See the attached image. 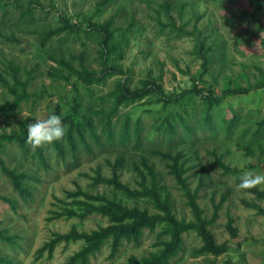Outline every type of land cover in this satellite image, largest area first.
<instances>
[{
	"label": "rangeland",
	"instance_id": "rangeland-1",
	"mask_svg": "<svg viewBox=\"0 0 264 264\" xmlns=\"http://www.w3.org/2000/svg\"><path fill=\"white\" fill-rule=\"evenodd\" d=\"M98 3L0 0V106L4 107L0 133L19 132L27 119H45L57 106L67 130L64 119L70 115L76 97L72 91L76 82L73 70L86 67L99 75L102 68L104 54L99 36L93 30L88 33L91 24L113 18L115 26L128 34L121 56L118 50L105 56V62L117 65L121 73L106 77L90 90L77 84V99L97 126L99 144L87 133L89 148L76 140L75 157L64 137L36 150L30 144L26 150L16 143L0 147L5 165L26 175L24 190L17 193L0 171V196L7 200H0V264H62L81 249L83 241H60L51 254L47 250L38 254V250L73 227L88 233L108 225L105 218L94 214L83 221L66 218L70 209L80 206L77 211H81L83 206L75 201L100 205V199L105 198L146 207L145 199L125 200L109 184L94 185L98 176L109 179L118 163L121 167L115 171L122 184L146 191L153 177L161 196L172 200L174 216L192 221L167 154L178 156L181 178L186 179L192 192L197 191L202 217L211 222L207 228L214 244L224 247L217 255H196L203 242L189 231L182 234L180 250L168 264H264V187L247 190L250 194L237 189L246 173L264 174V87L229 96L208 114L195 93L167 106L158 94L151 93L112 111L115 87L124 78L131 90L153 84L166 95H179L184 90L220 94L228 88L263 81L264 5L258 7L256 0ZM27 8L33 19L28 24L19 19ZM58 17L80 30L63 38L51 36L43 43L44 34L59 24ZM203 56L210 61L207 72L201 75ZM12 70L29 95L13 109L14 97L8 91L14 84ZM110 115L107 129L113 139L109 143L104 128ZM207 115L209 125L204 122ZM186 125L193 132L190 138L185 134ZM126 126L129 136L122 131ZM55 143L64 149V158ZM75 162L77 167L71 168ZM75 192L86 196H69ZM149 212L155 213L152 208ZM161 230L162 225L153 233L146 231L136 247L123 243L114 262L124 263L131 255L140 259L155 252L158 247L154 243ZM109 251L107 243L90 259L91 264L110 262Z\"/></svg>",
	"mask_w": 264,
	"mask_h": 264
},
{
	"label": "trees",
	"instance_id": "trees-1",
	"mask_svg": "<svg viewBox=\"0 0 264 264\" xmlns=\"http://www.w3.org/2000/svg\"><path fill=\"white\" fill-rule=\"evenodd\" d=\"M258 7L264 5V0H256ZM106 3V0H99L98 6H101ZM30 11V12H29ZM21 22L28 24L33 21L31 9L22 10L21 15L19 16ZM59 23V24H58ZM57 26L55 28L49 29L43 37V43L46 42L51 36L57 35L63 38L68 36L71 33H77L80 29L73 26L66 18L58 17ZM92 33V30L99 36V43L101 49L103 50L104 56L101 57V66L100 74L97 75L94 71H89L86 67H82L81 70H73L75 74L76 82L72 84V91L76 95L73 99V104L71 107V112L68 117L64 119L65 124L68 126L64 138L68 143L69 152L75 157L76 155V140H79L83 143L86 148H89V144L86 141L87 133L88 135L96 140V144H99V138L96 136V128L93 124L92 116L89 114V111L81 108V103H79V93L77 92V84H81L85 89L90 90V86L99 85L104 82L105 78L108 76H114L121 73L120 68L114 64H108L107 60L105 62V56L111 55L113 52L118 50L119 56L122 53V45L128 43V34L126 29L116 27L113 23V18L104 20L102 22H93L89 28ZM64 40V39H63ZM204 59L202 63V73L205 74L208 70V64L210 58L202 57ZM60 64H63L60 62ZM63 67L59 70V72ZM72 69V68H71ZM14 84L9 87L8 91L14 97L13 109L15 106H18L20 102L26 100L29 95L26 93L25 85L19 81L17 73L12 70ZM128 80L122 79L118 81L114 94L116 96V104L113 107L112 111L115 112L117 107L122 104L133 103L135 101L141 100L144 96H147L151 93L158 94L160 96V101L164 106L169 104L178 103L188 94L195 93L201 99L205 110L208 112L214 107V105L221 103L225 98L229 96L242 95L250 90L260 89L264 87V80L256 81L255 84L249 87H237V88H228L222 91L220 94L216 92H209L204 94L198 90H184L179 95H166L161 88L156 89L153 84H143V89L131 90L127 85ZM8 86V84H6ZM4 111V107L0 106V113ZM61 108L57 106L55 108L54 114L59 115ZM110 115L106 122L105 134L109 143L112 141L113 137L108 134L107 128H109L111 121ZM68 118V119H67ZM209 115L204 119L205 124L209 125ZM28 122L24 123L20 127L19 132H10V133H0V147L4 143H16L21 148L27 149V140H26V131L29 124V120L34 123V119H27ZM212 128V127H211ZM185 134L187 137H192V130L186 125ZM123 133L126 136H129V128L122 129ZM177 145V141H173ZM181 143V142H180ZM56 146V143H55ZM58 153L64 158L65 153L64 149L58 145L56 146ZM40 155L42 156V150H39ZM173 161V165L170 167L171 172L174 174V177L177 183L181 186V189L184 191V196L187 201L186 204L190 207L193 220L186 222L185 219L178 220L172 213V200L169 196L162 197L161 192L158 188L157 182L154 181L152 177L151 187L146 191H136L130 189L127 185L122 184L116 171L121 167V164L118 163L114 167L112 176L107 179L101 176H98V179L95 180L94 185L98 184H109L113 187L114 191H117L125 200L139 201L145 199L147 206L149 207H140V206H129L124 204L121 201H114L108 199H100L103 201L100 205H90L86 202H77L75 204H81L83 207L79 210L80 206L76 209L67 211L66 218H78L81 221L86 220L88 216L94 214L101 218L107 220L108 225L106 227H100L97 230L91 232H78L74 227L64 235H55L54 240L50 244L44 245L41 249L38 250V254H41L44 250H47L49 254L53 251L54 247L59 244L60 241H83L84 245L77 252L72 254L67 260L62 264H91L90 259L94 257L101 249L109 243V256L108 259L110 262L106 264H168L169 261L178 254L180 250V240L183 233L194 231L202 240L203 245L196 250V255H204L211 253L217 255L224 250V247L219 248L214 244V239L210 230H208L207 225L211 222L207 221L203 215V211L200 208L197 202V191H191L186 183V179L181 178L182 172L177 168V158L171 157L169 154L165 155ZM77 163L75 162L71 168H76ZM0 171L9 179L12 184L13 190L17 193H21L23 189V179L26 178V175H21L16 173L14 169L8 168L4 161L0 158ZM70 197L76 198L79 196H86L85 194L75 192L70 193ZM88 198V196H87ZM0 200L7 202V200L0 196ZM149 208H152L155 213H150ZM79 212V213H77ZM55 218H59V215H56ZM163 231L158 234L157 241L154 243V247H158L155 252L149 253L146 257L137 258L133 255L129 256L126 262L116 263L114 259L117 257L120 247L122 244H133L134 247L141 244L144 233L150 232L153 233L156 227L161 226ZM164 236V237H163Z\"/></svg>",
	"mask_w": 264,
	"mask_h": 264
},
{
	"label": "clouds",
	"instance_id": "clouds-1",
	"mask_svg": "<svg viewBox=\"0 0 264 264\" xmlns=\"http://www.w3.org/2000/svg\"><path fill=\"white\" fill-rule=\"evenodd\" d=\"M65 133L66 127L63 125L60 116L53 114L29 124L26 131V140L32 149L36 150L62 140ZM259 187H264V174H252L250 172L246 173L237 185V189L245 191L246 194H250L247 190Z\"/></svg>",
	"mask_w": 264,
	"mask_h": 264
}]
</instances>
